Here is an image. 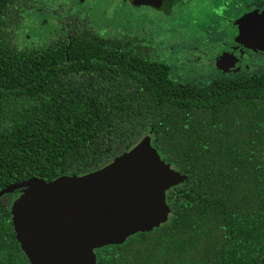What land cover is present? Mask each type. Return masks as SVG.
I'll return each mask as SVG.
<instances>
[{"label":"trees","instance_id":"trees-1","mask_svg":"<svg viewBox=\"0 0 264 264\" xmlns=\"http://www.w3.org/2000/svg\"><path fill=\"white\" fill-rule=\"evenodd\" d=\"M83 4L0 0V189L85 175L148 138L180 177L167 220L94 250L96 264H264V71L187 79L181 42L146 36L124 11L93 25ZM39 17L48 30L31 32ZM17 194H0V264H30L10 219Z\"/></svg>","mask_w":264,"mask_h":264},{"label":"water","instance_id":"water-1","mask_svg":"<svg viewBox=\"0 0 264 264\" xmlns=\"http://www.w3.org/2000/svg\"><path fill=\"white\" fill-rule=\"evenodd\" d=\"M133 1L158 9L168 4ZM234 25L240 42L264 54V9L241 15ZM179 181L149 139L142 138L85 175L50 182L30 179L8 185L0 194L18 191L9 213L15 239L30 264H96L93 249L165 223L164 193Z\"/></svg>","mask_w":264,"mask_h":264},{"label":"flooded vegetation","instance_id":"flooded-vegetation-1","mask_svg":"<svg viewBox=\"0 0 264 264\" xmlns=\"http://www.w3.org/2000/svg\"><path fill=\"white\" fill-rule=\"evenodd\" d=\"M77 1L79 0H75V3H77ZM80 1H82L83 3L85 2V0H80ZM98 1L99 0H91L88 4L84 3L83 5H81L80 8L84 9L85 13L88 12L87 14L93 15L92 14V12L94 11L93 9H96V8L95 7L91 8L92 6L87 8V6L95 5L98 3ZM122 1H124V3L127 6L121 9ZM206 1H210V0H168V4L166 5L165 9H158L152 5H147L146 3L142 4L143 2L138 3L133 0H116L114 8L111 10L115 11L116 9H118L119 12L121 11L127 12L128 10H136V11L140 10L141 12H144L145 13L144 15L148 18L149 10L146 9L145 7L147 8L150 7L155 12H158L157 15H163V14H168L171 10L175 8L177 9V11H179L180 8L188 9L190 6L194 5V3H197V5H194V7L198 8L199 4L203 6L202 3ZM247 1L251 2L250 0H218V3H219L218 6L216 8H213L212 10L210 9L209 12L214 16L215 15L220 16L219 17L220 19L222 17L224 20V19H227L226 18L227 16L235 15V12L238 10L239 11L241 10V13L237 16L239 18L241 15L245 13L260 11L264 9V7L260 9H254L255 6H249L247 8V5H246ZM47 3H50V0H47ZM70 5H73V2ZM162 7L164 6L162 5ZM103 11L106 12V10H103ZM127 14L130 16V13H127ZM49 19L50 17L48 18V20ZM151 21L150 19L147 20L146 23L143 21L145 23V26L141 30H143V34H145L146 36L158 35V33L152 31V28L155 26V24H157L158 19L157 18L154 20L151 19ZM219 22H220L219 20L210 19L208 21L209 25L207 27H204V26L200 27V31L202 32L200 36L189 35V36H186L187 38L183 37L186 39H182L181 38L182 36H180L181 34L177 31V27L175 26L167 28L169 29L168 31H166L167 29L165 30V33L167 34L166 36H162V35L160 36V38H165L168 41L171 40L172 38L173 43L176 40L181 42L182 46H179V47H181L182 50L180 53H176L175 55L178 60L180 59L181 62L187 66V68H185L182 75L187 77V79H189L191 78V76L199 77V74H203V76H205L210 72H217L219 74H223L226 76H233V75H236V76L237 75L239 76L247 75L248 76L250 74L252 75V74H256V73L258 74V73L263 72L264 71V54L257 52L253 48L246 46L245 44L240 42L236 37L237 31H236L235 25H234V29L231 28L232 36L230 38H226V40H223L221 38L220 33L221 31H227L228 29L227 27H225V29L216 28L217 27L216 24ZM48 23L51 24L50 21ZM42 24H43V18L41 21V25ZM173 25H177V24L173 22ZM224 26H226L225 21H224ZM209 28L211 29L214 28L215 33H216L215 34L216 39H213L211 37V31L206 32V29H209ZM168 33H170L171 37L168 36ZM159 34H162V32H160ZM211 44L212 45L218 44L217 46L219 48H216L215 51H211V50L208 51L207 46ZM204 50L207 52H204ZM200 61H211V63H209L208 66H205ZM236 65L242 66L244 70H241L238 73L233 74V71H230L229 68L232 66H236ZM198 69L202 73H199Z\"/></svg>","mask_w":264,"mask_h":264},{"label":"rangeland","instance_id":"rangeland-1","mask_svg":"<svg viewBox=\"0 0 264 264\" xmlns=\"http://www.w3.org/2000/svg\"><path fill=\"white\" fill-rule=\"evenodd\" d=\"M91 0H85V4H88ZM99 0L97 4L95 5H88V7L91 8H96L93 9L94 11L92 12L93 15H89L90 21L92 22V24L94 25L97 21L100 22V19H104L105 18V24L107 23V21L109 19H111V23L108 25H112L114 22V19H117V21H120L119 19H121V16H118L119 14H121V12H119L118 9H116L115 11L111 10L114 8V5L116 3V0ZM123 2V3H122ZM121 2V9L125 8L127 5L124 3V1ZM203 6L201 4H199L198 8H195L194 5H197V3H194V5L190 6L188 9L187 8H180L179 11H177V9H173L171 10L168 14H163V15H157L158 12H155L154 10H152L150 7L146 9L149 10L148 13V18L150 19H158L157 24H155V26L152 28L153 32L158 33L157 37L160 38V36H166L167 34L165 33V30L169 27H177V31L181 34L180 36H182V39H186V36L189 35H194V36H200L201 35V31H200V27L204 26L207 27L209 25L208 21L210 19H214V20H219L220 22L216 24V28L219 29H225L226 26H224V20L221 17V19L219 18L220 16L218 15H212L209 10L216 8L218 6V0H210V1H206L202 3ZM96 10V11H95ZM103 10H106V12H104ZM111 10V11H110ZM88 13V12H87ZM104 13H106L104 15ZM127 13H130V16L136 17V22H140L139 25H142L143 27L145 26V23L147 20H149L144 14V12L136 11V10H128ZM138 15V16H136ZM32 16V15H31ZM153 16V17H151ZM109 17V18H107ZM146 17V19H145ZM114 18V19H113ZM42 18H38L37 19V23L33 21L30 22V27H31V32H34V25L35 26H39V29H35L36 31L38 30V32H43L48 30L47 26H43L40 25ZM145 22H143V21ZM142 21V22H141ZM152 22V21H151ZM173 22H175L177 25H173ZM101 23V22H100ZM173 25V26H172ZM99 30H102L104 28L102 27H98ZM151 29V28H150ZM169 29H167L166 31H168ZM160 32H162V34H159ZM168 36L171 37L170 33H168ZM186 37V38H183ZM240 44V43H238ZM218 44H211L208 45V51H215L216 48H219L217 46ZM237 45V44H236ZM241 46V45H240ZM204 52H207L204 50ZM194 62V61H193ZM202 62L203 65L207 66L209 63H211V61H200ZM230 71H233V74L238 73L241 70H244L242 66L236 65V66H232L229 68ZM217 70V69H216ZM199 73L200 70L198 69ZM218 71V70H217ZM94 250H92V253H94Z\"/></svg>","mask_w":264,"mask_h":264}]
</instances>
